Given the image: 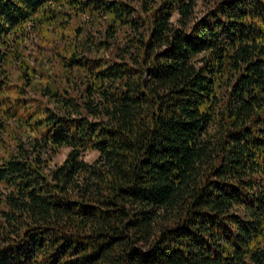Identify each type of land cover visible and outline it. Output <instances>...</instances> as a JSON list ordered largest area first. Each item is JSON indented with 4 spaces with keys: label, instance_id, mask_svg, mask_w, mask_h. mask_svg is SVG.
Instances as JSON below:
<instances>
[{
    "label": "trees",
    "instance_id": "obj_1",
    "mask_svg": "<svg viewBox=\"0 0 264 264\" xmlns=\"http://www.w3.org/2000/svg\"><path fill=\"white\" fill-rule=\"evenodd\" d=\"M0 264H264V0H0Z\"/></svg>",
    "mask_w": 264,
    "mask_h": 264
},
{
    "label": "rangeland",
    "instance_id": "obj_2",
    "mask_svg": "<svg viewBox=\"0 0 264 264\" xmlns=\"http://www.w3.org/2000/svg\"><path fill=\"white\" fill-rule=\"evenodd\" d=\"M196 11H197L198 16L201 15L204 11L200 2H198V4H197ZM174 19H175V17H174ZM38 41H39L38 40V34H36L35 32H31L29 34L28 38L25 40L26 52H28L30 49L36 48ZM67 150H68L67 148H62L60 153H58L57 155H55L54 157L51 158L50 165L53 166L55 164L61 163L63 161V159L65 158ZM96 155H97V153L95 151H87L83 155V158L86 161H92L96 157Z\"/></svg>",
    "mask_w": 264,
    "mask_h": 264
}]
</instances>
